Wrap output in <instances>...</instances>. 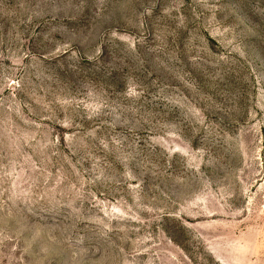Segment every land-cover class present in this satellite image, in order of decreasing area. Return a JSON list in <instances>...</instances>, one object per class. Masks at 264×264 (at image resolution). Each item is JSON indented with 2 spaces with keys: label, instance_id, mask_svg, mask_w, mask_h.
Segmentation results:
<instances>
[{
  "label": "rangeland",
  "instance_id": "374dc122",
  "mask_svg": "<svg viewBox=\"0 0 264 264\" xmlns=\"http://www.w3.org/2000/svg\"><path fill=\"white\" fill-rule=\"evenodd\" d=\"M0 264H264V0H0Z\"/></svg>",
  "mask_w": 264,
  "mask_h": 264
}]
</instances>
